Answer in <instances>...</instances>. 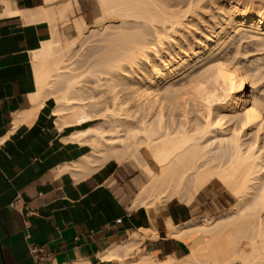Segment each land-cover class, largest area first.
I'll return each mask as SVG.
<instances>
[{
    "label": "bare ground",
    "instance_id": "bare-ground-1",
    "mask_svg": "<svg viewBox=\"0 0 264 264\" xmlns=\"http://www.w3.org/2000/svg\"><path fill=\"white\" fill-rule=\"evenodd\" d=\"M202 1L97 0L101 17L133 19L140 27L150 29L149 35H152L149 36L146 30L132 34L133 29L127 34L128 30L121 26L126 29L123 30L126 34L113 31L114 36H104L105 40L98 36L99 40V33L92 30L90 33L94 35L90 40L88 29V37H83L82 41L89 40V43L94 36L98 43L103 41L99 44L103 47L97 52L100 54L103 49L104 53L92 67L101 69L108 76L106 82L111 88H118L119 96H113L112 108H104L107 103H103V99V102L97 99L93 102L92 97V102H84L83 98L74 96V77L67 79L59 91L51 89L50 79L61 74L59 70L64 69V57L75 46L62 43L63 34L55 26L56 21H63L71 13V8L65 5L58 11L42 9L37 12L40 21L44 19L52 26H49V38L42 42L41 50L35 52L33 58L38 87L37 93L31 97L33 110L20 121L29 122L45 98L52 96L56 127L59 130L77 128L68 140L85 144L90 149L69 169L88 176L110 161L119 166L133 164L150 179L149 184L142 186L137 198L135 196L137 206H149L155 202L156 229L141 230V233L152 238L166 233L181 240L189 249L186 259L168 257L156 262L142 254L129 261L133 250L144 240L143 236L132 232L127 240L98 255L101 259L125 260L128 264H264V101L257 96L264 95V89L262 93L256 86L260 85L258 80L262 75L258 74L262 71L259 69L264 67L260 66L264 60L259 63L264 55L261 56L258 50L261 47L264 50V0H208L210 8L216 11L215 17L208 18L213 22L216 20L214 26L218 28L209 33L211 28L207 34L188 30L194 21L201 19L200 22L207 23L198 14L204 12V8L207 13L203 14L208 15L210 11L209 15H213L208 6L206 10L204 1L196 13ZM71 26L78 35L87 28L81 20L74 21ZM198 26L195 29L200 30L201 25ZM121 28L115 27L114 30ZM177 31L186 34L183 38H175L173 35ZM237 36H241L240 42L234 38ZM242 38L253 40V45L257 43L258 48L254 50L261 53L258 52L256 58L257 62L261 56L259 65L254 64L253 59V62L250 60L253 65L247 62L244 66L247 56L244 60L242 55L249 49L243 52L240 47L243 54L234 50L244 63L235 56V59L228 56V52L223 53L229 41L244 44ZM92 42V45L98 44L95 40ZM182 43L183 47L180 46ZM210 58L214 59L211 61ZM86 61L82 64L88 66L89 61ZM199 63H203V69L193 76L191 72ZM86 65L81 68L85 69ZM248 83L252 85L250 93ZM182 84L185 85L181 87ZM86 91L90 94L88 89ZM189 106H198L199 116L188 117ZM132 109L136 117L134 123H129L128 111ZM175 110L180 112V120H175ZM109 118L113 129H103L99 124L83 127L98 120L106 123ZM225 124H231L230 128L223 129ZM215 133L219 135L214 136ZM146 155L154 163L156 172L148 165ZM215 186L221 191L218 202L222 210L190 223L172 225L163 204L159 203L175 198L191 205L201 191Z\"/></svg>",
    "mask_w": 264,
    "mask_h": 264
},
{
    "label": "crops",
    "instance_id": "crops-1",
    "mask_svg": "<svg viewBox=\"0 0 264 264\" xmlns=\"http://www.w3.org/2000/svg\"><path fill=\"white\" fill-rule=\"evenodd\" d=\"M74 1L0 0V264H33L26 237L51 254V264H128L98 255L132 232L156 229L153 208L133 207L109 185L116 176L112 161L88 176L69 169L90 149L68 140L77 128L56 127L52 96L29 122L20 121L33 110V58L49 38V24L37 12L65 5L73 12ZM167 216L172 224L174 210ZM160 236L144 235L128 260L183 258L181 244Z\"/></svg>",
    "mask_w": 264,
    "mask_h": 264
},
{
    "label": "rangeland",
    "instance_id": "rangeland-1",
    "mask_svg": "<svg viewBox=\"0 0 264 264\" xmlns=\"http://www.w3.org/2000/svg\"><path fill=\"white\" fill-rule=\"evenodd\" d=\"M203 1H204L205 5L207 4L206 6L204 5L206 7V10H207V6H208L209 10L212 11L211 14H213L214 16L213 15H209L210 14V11H208V13H209L208 15L203 14L205 12V8H204V12H202V13L199 12L198 13L199 8H202L203 7V4H202ZM203 1L200 3L199 7L197 8V12L196 13L200 14V18H202V19H203V17L206 19V17L208 18L209 16H211L212 18L215 17L216 11L214 12L210 8V2L208 0H203ZM72 8H73V12H71V14L68 16V18L66 17V18H64L63 21L62 20L61 21L58 20V22L57 21L55 22V26L58 28L59 32L61 33V35L63 34V36H62L63 42L62 43H64L65 45L66 44H69V43H73V46L74 45L75 46L73 47V50L69 49V52L67 51V54L65 56L66 58L64 57V59H65V63H64L65 66L63 65L64 69L61 70V71L59 70V73L61 72V74H59L57 76H54V77H52V79H50L51 89H53L55 91H59L60 89H62V87H63V85H64V83H65V81L67 79H69L71 77H74L73 80L76 82L74 84V89H73V95L74 96H79L81 99L83 98L84 102H90V101L92 102L91 99H93V98H94V101L93 102H95L97 100H98V102H99V100L101 102L104 101L103 103H107V105L104 104L105 105V107L103 106L104 108H112V106H113V103H112L113 102L112 101L113 96H114V98H115V95H118L119 96L118 88H115V89L111 88L109 86V83L106 82L108 76L104 75L101 72V69H99V68H93L92 67L93 62L96 59H98L99 56H101L100 54H102V52L104 53L103 49H101L102 52L100 51L101 53L98 54L99 49L101 47V45L99 47V44H101L103 41L102 42L99 41V43H98V39L96 40V38L94 36L95 39L92 37V39H93L92 41L95 40V41H97L98 44L95 43L94 45H92L93 44L92 41H90V43H89V40L88 41H82L83 40V37L86 34H88V32L90 33V31H92V30H94L93 33H95V31H97V33L100 34V35L97 34V37L99 36L100 38H103L104 39V36L105 37H107L108 35L114 36L113 35L114 34L113 31H115V32L118 31L117 33H119V32L122 31L123 34H126V32L124 33L123 30H126L127 29L129 31V30H132L133 29L134 32H132L133 30L132 31H129L130 33H128V31H127V34H131V32H132V34H136V33L137 34H141V33L145 32L146 29L140 27L139 26V23L137 21L133 20V19H125L126 21H124V19L121 20V18H115V17L112 18V17H109V16H108L109 18L101 17V11H100L101 9H100V6H99V3L97 2V0H79L78 2L74 1L73 2V5H72ZM200 11H202V10H200ZM205 13H207V11ZM212 18L211 19L208 18L207 20H205V19L203 20L204 22H207V23L210 20V22L208 23L209 25H206L207 23L205 24L202 21L200 22L201 19L199 21H197L198 23L194 21V22H192L193 25H192V23L190 24L192 26L190 28L188 27V30L189 31H192V32L194 30H197V33L200 31L201 33L203 32V34H205V32L207 34L208 31L211 28L212 29H211V31H209V33L212 32L213 29L215 31V29H217L218 26H216V28H215L214 25L216 24V22H215L216 20H214L215 19L214 18L213 19L214 22H213V21H211ZM75 19L82 20V22L85 25L84 28L87 27L85 29L86 31L83 29L81 35H78L77 32H76V30L74 28L72 29V26L71 25H73ZM105 20H107V21H105ZM109 20H110V22H109ZM98 22L100 24L101 23L102 24L100 25ZM104 22H105V25H104ZM97 24H98V26H97ZM194 24H196V25L194 26ZM198 24H199V26L201 25V27H202V28L200 27V30L199 29H195V27L198 26ZM202 24H204L205 27L202 26ZM50 25L52 26V24H49V26ZM69 26H71V27H69ZM121 26L124 27V28H126V29L121 28ZM92 27L94 29H91ZM111 27H112V29H111ZM115 27H117V28L119 27L121 29H119V30L115 29L114 30ZM101 29H102V31H101ZM87 30H88V32H87ZM149 30L150 29L146 30V32H148V35H149V33L151 34V30H150V32H149ZM185 34H186V32L177 31V33L174 34L173 37H175V38H178V37L179 38H183L185 36ZM93 35L94 34H91L90 33L89 37L87 35L86 36L88 38H90ZM149 36H152V35H149ZM78 37H79V39L80 38L81 39L79 40ZM240 37L237 36V37H234V38H236V39L238 38L237 40H239V42H240ZM100 38H99V40H100ZM108 38H110V37L108 36ZM151 38L150 37L149 38L147 37V39H151ZM70 39H72V40L70 41ZM73 39H76L77 41L76 40H73ZM103 39H101V40H103ZM245 39L246 38H244V40H243V38L241 39L244 42V44L241 42L242 46L245 45L244 48L241 46V44L240 45L237 44L238 43L237 40H233V43L231 41H229L227 43L228 45L226 44L227 45V47H226L227 49H224L226 52L225 51L224 52L222 51V52L223 53H227L228 52L229 53V54L227 53L228 56H231V58H233V56H235L236 57V60H237V59H240L241 58V55H240V58H238V55H237L238 53H241V51L246 52L245 50L249 49V50H247L248 53H244L245 55L243 54V52L241 53V54H243L242 55L243 56L242 59L245 56H247L246 57V60L244 58V60L246 61L245 62L246 64L243 62L242 59H240V61L242 60V62L244 63V66L247 65L248 63L250 65H253V63H251L250 60H252V62H253V59H255L254 60L255 61L254 64H257L258 63V60L261 58V56L264 55V50L262 49V47H261V49L258 48V45H257V43L255 45V42H254V45H255V47H254L253 40H250V39L247 38L248 41L250 40L252 42V44L250 45L249 43H251V42L250 41L248 42ZM90 40H91V38H90ZM230 40H232V39H230ZM87 43H89V44H87ZM95 45H96V47H94ZM103 45H104V43H103ZM79 46H81L80 49H78ZM180 46L183 47L184 46V43L180 44ZM235 47H236V49H235ZM240 47H241V51H240ZM86 48H87V50H86ZM89 48H90V50L91 49H93V50L90 51V50H88ZM250 48L253 49V50H254V48H256V50L258 48V50L262 54L259 51L255 52V50H254V53H253V50H251ZM75 49L77 50V52H76ZM176 49H177V47L174 48L173 50L176 52L177 51ZM234 50L238 51V53H234L235 52ZM94 51L95 52L98 51L97 52L98 56H96L97 54ZM80 52H81V54H80ZM258 52L261 54V56L257 59V62H256V58L259 56V53ZM84 53H87L88 56H86L87 54H84ZM252 53H253L254 56L252 55ZM255 53H256V55H255ZM227 54H226V56H227ZM216 55H217L218 58H219V56L221 57V55H218V54H216ZM250 56H251V58H250ZM77 57H80V58H77ZM85 57H87V58H85ZM88 57L89 58L91 57L92 58V61H91V59L89 60ZM235 57L233 59H235ZM263 57L261 58L262 60H260L259 63L264 60ZM83 58H84V60H83ZM211 59L213 60L214 58H210V60ZM86 60L90 62V63L89 62L87 63L88 66L86 65V63L85 64H82ZM206 61H208V60H206ZM209 62L210 61H208V63ZM66 63H67V66H66ZM259 63H258V65H259ZM77 64H78V66L80 68L79 67L78 68L76 67ZM204 64H207V63L204 62ZM83 65H86L85 66V69H82V68H84ZM262 65H264V62L260 63V66H262ZM70 66H71V69L69 71ZM81 66H82V68H81ZM202 69H203V63H199L192 70L193 73L191 72V74L193 76H196V73L198 75L199 72L202 71ZM259 70H262L261 73H258V74H262L260 76V78L262 77L261 79H264V76H263L264 75V67H261V69H259ZM62 76H63V78H62ZM53 78H54V80H53ZM184 78H183V81L185 80ZM258 78H259V75H258ZM260 78L258 80V82L260 81V85H258L259 84L258 83L256 86H258V88L262 91V89H264V88H262V87H264V81L263 80L261 81ZM186 83H187V81L185 80V84ZM184 85L182 84L181 87L184 86ZM186 87H183V89L186 88ZM251 87H252V85L250 83H248L247 84V91H248V93H250L252 91V88ZM86 89H88V91L90 92V94H92V96L87 93ZM116 90H117V92H116ZM263 91H262V93H263ZM262 95L263 94H261V95L257 94V96L260 97L264 101V95L263 96ZM99 97H101V98H99ZM116 98H117V96H116ZM102 99H103V101H102ZM132 103L133 102H131L130 104L132 105ZM130 104L127 105V108L130 106ZM101 105H100V107H102ZM110 105H112V106H110ZM213 105H215V104H213ZM197 108H198V106L197 107L194 106V108L192 106H189L187 108V112H189L188 117H191V119H193L196 115L199 116V113H198V109ZM128 114H129L130 117L127 119V121H129V123H134V119L133 118H135L136 115L134 114L133 109L130 110V112L128 111ZM179 114H180V112L178 110H175L174 111V117L176 118L175 120H178V119L180 120ZM165 116L167 117V113L166 112H165ZM93 124H99V125L102 126L103 129H106V130L113 129V127H114V125L111 124V119L110 118L107 120L106 123L102 122L101 120L100 121L98 120V121H95V122L86 124L83 127L85 128V127H88L89 125H93ZM230 126H231V124H225L224 127H223V129L230 128ZM218 135H219V133H215L214 134V136H218ZM247 138H249V136H247ZM259 143L260 142H258V144ZM140 152L143 153V149L142 148H140ZM145 157H146V161L148 162V165L152 168V170L154 172H156L157 169L154 166V163L152 162L151 158L148 155H146ZM110 164L114 167V169L116 171V176L109 181V185L111 186V188H113L119 194V196L124 201L131 203V205L133 207L134 206H137L138 205V202H137L136 198H137L139 192L141 191L140 189H142V186L144 187V186H146V184H149L150 179L148 177L146 178V176L143 173H141L140 170L138 171L137 168L133 164H131V163H126V164H123L121 166H119V165H117V164H115L113 162L110 163ZM220 193H221L220 189H218L215 186V187H212V188H206L204 191H201L198 195H196L197 197L195 196L194 201H193V204H191V205H188L184 201H180V200L175 199V198H171L170 200L165 201V203H164V201L163 202H159V203H162L163 204L166 212L169 211V210L173 212V210H174V213L176 214V218L174 220H172V225H183V224H186V223H190L192 221H195L197 218H201V217L206 218V217H209V216L215 214L216 211H221L222 210V206L218 202V199H220ZM135 196H136V198H135ZM152 198H151L150 201H152ZM154 203L155 202H153V204H148L149 207L154 208V205H155ZM142 206H145V205H142ZM160 237H162V238H172L174 241H176L179 244H181L183 246V248H184L183 249V253H184L183 254V258H181V259H186L188 257L189 249L186 247V245L184 243H182L181 240H179L177 238H174L172 236L170 237V236H168V234H166V236H160ZM138 252H139V248L137 246L133 250V252H132V254L130 256H132V255H134V253L136 254ZM156 259H157L156 257H152L151 260H155L157 262ZM159 259L160 260H158V261H161V258H159ZM125 262L126 261H124V263Z\"/></svg>",
    "mask_w": 264,
    "mask_h": 264
},
{
    "label": "built area",
    "instance_id": "built-area-1",
    "mask_svg": "<svg viewBox=\"0 0 264 264\" xmlns=\"http://www.w3.org/2000/svg\"><path fill=\"white\" fill-rule=\"evenodd\" d=\"M27 253L33 264H51L52 256L46 252L42 246L30 241L28 237L25 238Z\"/></svg>",
    "mask_w": 264,
    "mask_h": 264
}]
</instances>
